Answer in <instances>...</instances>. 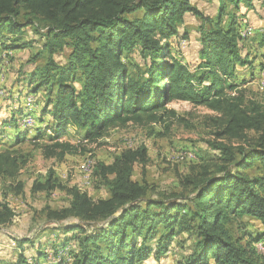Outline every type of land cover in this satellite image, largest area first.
Masks as SVG:
<instances>
[{
  "label": "trees",
  "instance_id": "trees-1",
  "mask_svg": "<svg viewBox=\"0 0 264 264\" xmlns=\"http://www.w3.org/2000/svg\"><path fill=\"white\" fill-rule=\"evenodd\" d=\"M218 3L215 20L203 19L209 28H200V62L190 69L169 54V40L178 35L185 14L199 15L190 0H0V55L32 47L21 41L28 26L43 39L29 60L35 64L44 57L43 65L24 76L16 92L21 98L32 95L36 107L41 97L35 119L44 123L47 116L49 124H36L29 136L30 129L17 126L14 117L12 138L0 139V179L16 182V193L23 189L17 179L29 155L15 146L33 140L44 157L62 161L111 127L179 119L167 107L175 101L213 112L208 144L219 153L216 162L202 161L179 176L188 193L180 197L152 199L151 186L133 179L135 165L149 161L145 144L123 149L109 164L92 163L89 176L106 190L105 198L62 184L50 170L31 191L59 189L68 205L45 208L46 220L56 223L55 237L48 245L37 241L32 256L19 252L15 264H42L46 247L52 251L49 264H142L165 257L180 235L191 242L176 264H264V251L257 248L264 242V175L248 172L256 164L264 167V105L246 101L236 68L251 69L253 61L240 54L244 38L234 15L228 12L223 24L227 4L239 9L253 0ZM58 53L63 63L55 59ZM128 54L141 63L131 64L124 58ZM23 114L18 108L17 115ZM70 127L80 133L77 143L65 139ZM248 219L258 221L263 232L248 236ZM15 221L13 208L0 202V227ZM15 243L20 250L34 246L31 240Z\"/></svg>",
  "mask_w": 264,
  "mask_h": 264
},
{
  "label": "rangeland",
  "instance_id": "rangeland-1",
  "mask_svg": "<svg viewBox=\"0 0 264 264\" xmlns=\"http://www.w3.org/2000/svg\"><path fill=\"white\" fill-rule=\"evenodd\" d=\"M191 4L198 10L199 15L185 14L183 23L179 26L178 35L169 40V54L180 60L182 63L194 69L200 62L201 32L200 28H209L203 19L211 18L215 20L219 3L218 0H190ZM233 14L237 29L241 30L244 40L241 49V56H249L248 61H253L251 69L247 66L236 68L237 80L240 88L244 89L246 101H252L264 105V0H253L251 7L241 4L239 9H235L232 4H227L223 12V24L228 21L227 13ZM22 19V18H20ZM43 30V29H41ZM21 41L30 42V48H24L12 54L0 55V139L3 143H8L15 133V128L7 121L13 115L9 114L1 107L2 104H20L24 114L18 116L15 113L17 126L22 129H30L29 136L33 134V128L38 122L36 117L39 114L43 100L39 97L38 106H34V97L27 95L21 98L16 95L17 85L24 76L34 70L36 66H42L44 57H40L33 64L29 60L41 50L43 39L37 31L27 27L21 36ZM131 64L141 63L135 54L125 55ZM55 59L63 63L65 56L62 53L55 55ZM26 79V78H25ZM244 83V84H242ZM13 92V97L8 95ZM43 96V93H40ZM13 98V99H12ZM21 98V99H20ZM17 100V101H16ZM42 101V102H41ZM173 109L178 118L167 119V123L155 124L152 126L129 125L126 128L111 127L105 135L96 143L85 145V150H78L76 153L66 155L62 161L53 158H46L37 147L35 141H25L15 148H20L21 152L29 155V161L22 168L18 176V181L23 184L20 193L13 189L15 183L0 179V202L7 201L13 208L17 221L6 227H0V264H15L19 252L26 256L35 254L37 241L41 246L49 244L55 237L56 223L48 222L45 218L46 207L61 208L68 205L69 197L59 189L49 193L45 191L32 192L31 187L34 182H43L50 170L62 184L69 186L76 185L79 189L86 191L92 198H105L107 192L104 188H96L97 179L89 176L92 163L95 161L109 164L114 156L123 149L145 144L148 150L149 161L142 167L135 165L133 179L146 181L151 186L149 197L159 199L163 195L175 194L180 197L188 195L182 190L179 184V176H184L190 172V167L202 161L211 160L216 162L219 153L211 149L208 142L213 140V127L210 126L208 116L214 115L205 107H194L187 102H171L167 105ZM16 112V111H15ZM35 112L33 115L32 113ZM49 117H44L45 126L49 123ZM69 133L65 139L77 143L80 133L73 127L69 128ZM250 134H253L252 132ZM187 152V153H185ZM194 156H193V154ZM189 157L190 159H185ZM184 158V159H182ZM250 175H264V167L256 164L248 171ZM182 201V200H180ZM245 232L248 236H257L263 232L261 224L252 219L245 221ZM55 233V234H54ZM31 240L30 244L23 246L20 250L16 247L15 240ZM39 239V240H38ZM190 239L185 235L177 237L171 245L167 255L160 260L152 257L144 260L142 264H176V260L189 253ZM260 252L264 251V242L257 245ZM47 258L42 264L52 262V251L45 248Z\"/></svg>",
  "mask_w": 264,
  "mask_h": 264
},
{
  "label": "crops",
  "instance_id": "crops-1",
  "mask_svg": "<svg viewBox=\"0 0 264 264\" xmlns=\"http://www.w3.org/2000/svg\"><path fill=\"white\" fill-rule=\"evenodd\" d=\"M15 52H17V51H15ZM14 53V52H13ZM21 89H22V87H21V85H17V90H20L21 91ZM16 95L18 96V93L16 92ZM10 98L11 97H13V92H11L9 95H8ZM13 99V98H12ZM21 99V98H20ZM17 101V100H16ZM20 107V104H11V102H7L5 105L4 104H2L1 103V107H2V109L3 110H6L7 111V113H8V117H9V114L11 113L10 111H13V110H15L14 112H13V115L12 116H10V118L8 119L7 118V121H6V119H5V121H3L1 124H4V123H6V122H10L9 120H11L12 118H14L15 117V113L17 114V107ZM38 124H40V125H42V123H38ZM37 124V125H38ZM15 131H16V129H15Z\"/></svg>",
  "mask_w": 264,
  "mask_h": 264
},
{
  "label": "built area",
  "instance_id": "built-area-1",
  "mask_svg": "<svg viewBox=\"0 0 264 264\" xmlns=\"http://www.w3.org/2000/svg\"><path fill=\"white\" fill-rule=\"evenodd\" d=\"M261 71H264V68H262Z\"/></svg>",
  "mask_w": 264,
  "mask_h": 264
}]
</instances>
